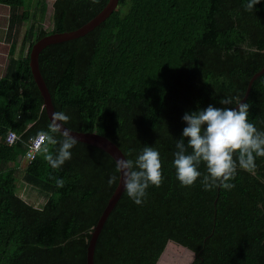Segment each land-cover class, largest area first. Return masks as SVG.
Listing matches in <instances>:
<instances>
[{"label": "trees", "instance_id": "16d2710c", "mask_svg": "<svg viewBox=\"0 0 264 264\" xmlns=\"http://www.w3.org/2000/svg\"><path fill=\"white\" fill-rule=\"evenodd\" d=\"M34 1L31 11L32 0H0L10 8V34L31 19L0 77V264H87L92 232L119 184L115 159L77 141L61 169L37 152L23 180L19 173L30 141L51 123L30 66L33 45L79 29L109 0H56L51 29L48 1ZM247 3L120 0L88 34L41 52V72L55 111L70 117L67 127L108 137L127 159L144 146L160 153L162 186H150L142 205L125 190L99 236L95 264H158L169 242L193 252L192 264H264V157L256 158L255 174L238 168L230 191H205L199 180L182 187L173 166L184 114L242 99L264 67V0L253 11ZM245 103L249 122L264 132V73ZM10 131L20 136L13 145ZM199 170L206 174L205 165ZM112 175L118 179L110 187ZM24 185L48 194L42 207L19 194ZM170 261L166 252L159 264Z\"/></svg>", "mask_w": 264, "mask_h": 264}, {"label": "clouds", "instance_id": "9594fccd", "mask_svg": "<svg viewBox=\"0 0 264 264\" xmlns=\"http://www.w3.org/2000/svg\"><path fill=\"white\" fill-rule=\"evenodd\" d=\"M98 4L99 0H90ZM261 0H248L245 8L253 11ZM235 100L236 107H230ZM223 107L209 105L192 113H185L182 138L176 140L173 166L176 178L182 187H192L199 180L205 191L235 187L237 169L256 172V158L264 157V132L258 131L249 122L250 105L239 97H224L219 101ZM70 117L64 112H53L48 130H41L33 138L36 151L43 154L44 160L53 170H59L71 159V149L77 140L64 127ZM62 139H57V137ZM58 145V147H56ZM189 149L191 151L189 152ZM206 167V174L199 170ZM116 172L126 193L136 205H142L150 186L159 188L164 181L160 153L152 146H144L133 159H119ZM58 188L65 186L63 179L51 177ZM118 177L110 176L111 187ZM187 249V248H186ZM188 250V249H187Z\"/></svg>", "mask_w": 264, "mask_h": 264}, {"label": "water", "instance_id": "95a60500", "mask_svg": "<svg viewBox=\"0 0 264 264\" xmlns=\"http://www.w3.org/2000/svg\"><path fill=\"white\" fill-rule=\"evenodd\" d=\"M119 3H120V0H109L105 8L99 14H97L92 20H90L88 23H86L84 26L80 27L79 29L74 30V31L53 33V34L46 35L33 45L31 49V54H30V58H31L30 66H31V70H32L35 82L44 98V107L46 109V112L48 114L50 121H51L52 113L56 111H55V107L53 104L52 96L49 91L48 85L40 69L39 58H40L41 52L47 46L51 44H56V43H61L64 41L76 39V38H79L81 36L88 34L92 30H94L96 27L101 25L104 21H106L113 14V12L118 8ZM263 73H264V67L262 68L261 71H259L252 77V79L250 80L248 84L247 92L245 96L241 99L242 102H246L254 81L259 76H261ZM64 127L67 128L71 132V135L77 141L84 142V143L93 145L95 147H98L104 150L105 152L110 154L115 159L116 162L117 160L122 159V158L127 159L122 149L108 137L103 136L97 132L76 131V130L70 129L66 125H64ZM124 192H125V188L123 186V183L121 182V180H119V184L114 194L111 196L106 208L104 209L97 225L94 227V230L92 232V237L90 239L89 246H88L87 264H95V249H96V244L99 239V236L104 228V225L108 217L110 216L111 212L117 205L118 201L120 200ZM165 251L162 254L158 264L160 263L162 257L164 256ZM191 253L195 257V254L193 252Z\"/></svg>", "mask_w": 264, "mask_h": 264}, {"label": "rangeland", "instance_id": "374dc122", "mask_svg": "<svg viewBox=\"0 0 264 264\" xmlns=\"http://www.w3.org/2000/svg\"><path fill=\"white\" fill-rule=\"evenodd\" d=\"M49 7H48V15L47 19L45 21V26L47 29L52 28V19L51 14L53 11V4L56 0H47ZM31 4V11L34 10V4L35 1L32 0ZM9 20H10V8L6 5L0 4V77L4 75L6 71V67L8 65L9 61V53L11 49V44L13 40L18 41V49L21 47L22 39L24 37V34L26 30H28L30 24V21H25L19 28H17L15 31H13V34H10L9 29ZM26 167V164L23 162L21 165V172L19 173L20 180H23V171ZM19 194L30 204L36 206V207H42L43 204L46 202L48 198V194L45 192H42L40 189L24 185L23 188L19 190ZM167 252V255L169 256V259L171 260L169 264H192L195 257L191 253V251L187 250L185 247H182L181 245L175 243V242H169L167 245V249L165 253Z\"/></svg>", "mask_w": 264, "mask_h": 264}, {"label": "built area", "instance_id": "2783aa9c", "mask_svg": "<svg viewBox=\"0 0 264 264\" xmlns=\"http://www.w3.org/2000/svg\"><path fill=\"white\" fill-rule=\"evenodd\" d=\"M19 138H20V136H18L15 132L10 131L7 134L6 143L9 145H13L15 143V141H17ZM29 144L30 145H29V148L27 150L26 156L22 160V163L24 162L25 164L27 162H31L37 153L35 147L33 146V139L30 141Z\"/></svg>", "mask_w": 264, "mask_h": 264}]
</instances>
